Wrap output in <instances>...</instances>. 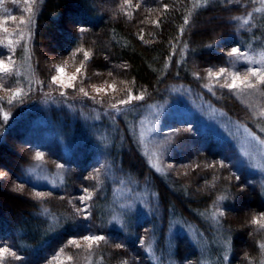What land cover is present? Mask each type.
Segmentation results:
<instances>
[{
    "label": "trees",
    "instance_id": "16d2710c",
    "mask_svg": "<svg viewBox=\"0 0 264 264\" xmlns=\"http://www.w3.org/2000/svg\"><path fill=\"white\" fill-rule=\"evenodd\" d=\"M109 1L40 0L29 46L35 71L41 66L39 48L44 40L61 35L64 44L60 53L80 63L83 52L77 49L88 51L86 68L116 74L124 86L133 85L145 92L142 100L126 105L130 117L145 106L172 98L170 88H182L212 107L220 119L248 129L264 142V122L251 117L226 91L205 87L204 68L220 63L222 50L235 45L231 18L241 12L240 4L225 0H141L126 10L120 3L123 0ZM164 5H168L167 10ZM186 18L189 23L184 25ZM81 28L86 31L80 33ZM258 35H264V23L255 30L254 37ZM18 61L26 65L23 57L18 56ZM36 76L45 83L40 74ZM38 89L43 90L41 86ZM52 100L38 106L32 103L30 108L26 101L24 110L0 101V110L10 121L0 126V151L6 152L3 147L12 138L31 131L28 127L32 121V145L43 151V161L49 167L55 160L65 161L80 169L78 176L68 173L66 184L59 188L31 187L22 178L27 160L10 153L15 163L8 175L22 188L10 189L11 193L0 188V198L6 203L0 206V248H9L21 259L4 255L2 264H264V228L250 223L253 217L264 215V189L248 174L236 170L224 145L218 144L212 133L203 140L190 128L178 134L179 143L191 145V164L186 166L197 173L194 181L191 174L176 176L171 171L156 170L137 147L123 117L112 121L114 132L107 143L96 138L90 140L92 143L84 140L82 130L84 126L98 130L102 121L89 125L87 115L78 114L69 123L65 108L68 105L85 114L95 113L82 103L85 97L60 100L57 103L62 107L57 110L47 104ZM34 119L49 122L54 135L41 136L46 128H36ZM94 145L95 153L100 149L105 156L97 159L103 171L90 188V218L85 221L77 213L72 196L78 194L77 186H87L82 177L91 173ZM4 179L8 178L0 177V184ZM120 189L125 192H118ZM37 192L46 195L38 198ZM119 193L128 204L116 203ZM220 196L225 199L219 200ZM242 203L247 209L239 207ZM217 206L225 215L215 221L210 214ZM184 229L194 236L189 237ZM89 235L105 239L89 248L83 239ZM118 243L124 247L117 248ZM60 257L62 261H57Z\"/></svg>",
    "mask_w": 264,
    "mask_h": 264
},
{
    "label": "rangeland",
    "instance_id": "374dc122",
    "mask_svg": "<svg viewBox=\"0 0 264 264\" xmlns=\"http://www.w3.org/2000/svg\"><path fill=\"white\" fill-rule=\"evenodd\" d=\"M107 1L108 4L110 1ZM228 2V0H225ZM40 0H35V3H25V0H0V20H4L6 17L15 16L16 21L8 20L3 27L8 28V33H5L0 28V59L9 67V73H0V101L5 102L8 106H15V109L24 110V104L27 101L30 108L32 103L36 106L43 104L48 100L52 105L50 107L55 110L60 109L62 106L58 104L60 100L68 101L73 96H84L80 93L79 89L83 87L87 92L88 96L85 97V101L82 102L95 111L92 114H85L79 112V109H74V106L65 105L66 111L69 112L70 119L69 123L78 115H87L90 119L89 125L93 123H99L100 129L94 130L91 126H84L81 136L84 140H91L95 138L101 142L107 143L112 137V124L119 116L127 120L129 124V130L132 133L133 139L137 147L145 155L149 163L160 172L171 171L176 176L190 175L192 180H196L197 173L193 172L194 168L187 167L186 164H191L188 161L192 153L188 152L191 145L184 142L179 143L178 134L185 128L194 130L196 134H199L203 139L209 134H213L218 144H223L226 150V155L229 156L233 161V164L237 171L248 174L252 181H258L261 187L264 189V142L256 139L248 129L243 128L235 123L230 124L225 119H220V116H216L215 111L207 103L194 99L193 93H189L186 89L182 88H170L168 92L172 93V98L157 102L148 106H145L141 111H136L133 117H130L125 111L126 105L119 106V111L111 108V104L117 103L120 99H126L128 91L131 90L133 95L145 96V92L138 91L134 86H124L121 77L111 74H104L101 72L92 71L86 67L81 68V61L72 59L71 56H66L59 52L61 46L64 44L63 37L48 36L40 47L41 52V66L38 69L34 68L33 63L31 64L30 58V41L31 31L34 24V17L36 10L38 9ZM138 2L141 0H128V3L123 0V6L129 9H133ZM237 2L241 6V12L236 16H241L244 19H248V14L251 13L250 22L243 28L239 27V23L231 18L233 24V33L235 34V45L228 46L224 52L222 61L216 65L204 68V78H206L207 85L212 89H218L220 91H226L231 94L235 100H237L243 107L247 109L251 117L264 122V85H259L257 89L248 90L245 92H239L237 90H229L226 87H222L225 83L231 82V77L226 74L222 75L219 79L216 77L208 76V69L212 71H218L219 68L224 67L227 72L239 71L242 75L246 72L248 67H264V35H258L254 37L255 30L262 28L264 23V17L260 15L264 14V0H232ZM119 6V5H118ZM28 7L32 8V12H27L25 9ZM23 18L26 23L23 25L19 24V20ZM30 20V23L27 21ZM209 20V19H208ZM207 20V21H208ZM218 20V19H217ZM262 22V24H261ZM210 22L208 23V25ZM212 23L210 24V26ZM60 33V32H58ZM16 41L12 47L8 46V41ZM232 47H239L242 52L251 60L241 59L236 61L234 57H228L227 53ZM222 48V46L220 47ZM20 51L17 55L16 51ZM18 56H21L26 61V65L23 66L18 61ZM9 57L11 59H9ZM20 59V57H19ZM22 60V59H20ZM30 61V64L29 62ZM22 62V61H21ZM235 65V66H234ZM62 67L63 71L57 73L56 67ZM77 68H81L80 73H77ZM36 74H40V77L45 83L38 79ZM77 76V79L73 81L72 88H65L60 84L53 83L52 77L59 76L63 80H68L73 75ZM114 76V78H113ZM116 78V79H115ZM118 78V79H117ZM253 82H255L253 80ZM111 85V87H109ZM37 86L43 88L39 92ZM102 88L103 91L97 93L94 87ZM19 89L21 94L13 99V93ZM65 95L61 96V92ZM194 96V95H193ZM197 98V97H196ZM83 99V98H82ZM9 100L12 102L9 103ZM136 101V100H134ZM39 102V104H38ZM133 102V101H132ZM3 104V103H2ZM47 105V106H48ZM100 115V116H99ZM105 116V117H104ZM4 119V113L0 110V126L7 125L10 121ZM33 123L36 124V128H40L41 125L46 129L43 131L41 136H53L54 131L52 125L49 122H44L41 119H34ZM106 123V124H105ZM109 124V129L105 128ZM179 129V132L175 130ZM31 130L17 138H12L10 142L6 143L5 151H0V172L4 173L8 179H4V184H0L1 189L7 190L11 193V190H18L21 184L14 182L8 175L7 171H10L11 166L15 163L12 160L10 153L18 155L19 159L24 158L26 161L23 168V179L31 187L37 188H59L64 183L66 184L67 175L70 172H75L80 175L79 170L74 168L72 164L66 163L65 161L55 160L52 167H49L45 161H43V151L32 145V121L28 127ZM85 136V137H84ZM81 137V138H82ZM92 142V141H90ZM28 143V144H27ZM51 143V141H50ZM94 143V142H92ZM91 144L90 148L91 149ZM94 152L91 155V162L93 165L90 167L91 173L89 176H83V182L87 183L86 187L77 186L79 189L78 194L72 196L73 204L78 208H86L88 211V202L90 199L81 201L80 197L84 196V188H87L89 193L92 195L90 188L94 187L93 184L98 181L102 174L103 168L97 159L105 156L99 149L96 153V147L94 145ZM39 151L43 154L42 158L37 159L35 153ZM89 154V153H88ZM88 157V156H87ZM193 161V160H192ZM204 163V162H203ZM57 165H63L62 168ZM214 169V168H213ZM199 177L203 174L198 175ZM194 180V181H195ZM76 185V184H75ZM22 188V186H21ZM24 188V187H23ZM0 189V190H1ZM11 189V190H10ZM30 191L28 188H24ZM197 190V189H195ZM118 192H125L120 189ZM116 203L128 204L127 198L119 193L117 196ZM143 201V199L140 197ZM132 198L129 199L131 201ZM6 203L0 198V206H4ZM241 209H244L245 203L239 205ZM247 209V208H245ZM218 209H216L217 212ZM246 211V210H245ZM81 218L85 221L86 212L79 213ZM210 216L212 220L215 219L213 214ZM264 216L259 215L258 219ZM189 233V237L194 236V232L185 230ZM198 238V236H196ZM3 248V247H1ZM4 255L10 257V253ZM57 261H62V257L58 258ZM131 264V263H128ZM204 264H209L205 262Z\"/></svg>",
    "mask_w": 264,
    "mask_h": 264
},
{
    "label": "snow or ice",
    "instance_id": "6c2138e0",
    "mask_svg": "<svg viewBox=\"0 0 264 264\" xmlns=\"http://www.w3.org/2000/svg\"><path fill=\"white\" fill-rule=\"evenodd\" d=\"M125 2L128 3V0H125ZM228 2L232 3V0H228ZM25 3L32 4V3H35V0H25ZM167 8H168V5H164V9L167 10ZM25 11L32 12V8L28 7L27 9H25ZM248 16H249L248 19H244L241 16H236V17H233L232 19L237 21V22H240L239 23V27L243 28L250 22L251 13H249ZM8 20L16 21V17L15 16H9V17H6L4 20H0V28H2V30L5 33H8V28L7 27H3V25L6 24ZM27 22L30 23V20L27 21ZM25 23H26V21L23 18H21L19 20V24L20 25H23ZM154 23L157 26H159V21H156ZM188 23H189V21L186 18L184 20V25H187ZM79 31H80V33H83V32L86 31V29L81 28V29H79ZM180 31H181V34H183V31H184L183 26L181 27ZM141 39H142V36H141ZM15 43H17V42L9 40L8 41V46L12 47ZM211 46L212 45H208V47H211ZM77 52H83L84 59L81 61V68H83V67H85L86 62L90 58V53L88 51H85V50L79 49V48L77 49ZM73 55H75V53ZM227 55H228V57H234L236 59V61H239L241 59H248V61L251 63V60L246 56V54L244 52H242L240 50L239 47H232L230 49V51L227 53ZM9 59H11V58L9 57ZM81 68H77V73H80ZM56 71H57V73H61L63 71V69H62V67L57 66L56 67ZM207 72H208V76L209 77H216L218 79L222 75L227 73V75L231 77V82L223 84L222 87H226L229 90H237L239 92H245V91H248V90L257 89L259 85H264V67H248L246 72L243 75L239 71L227 72V70L224 67L219 68L218 71H212L211 69H208ZM0 73H5V74L9 73V67L4 62V60H2V59H0ZM109 75H111V73H109ZM76 79H77V76L75 74L73 76L69 77L68 80H63L58 75L52 77L53 83L60 84V85H62L65 88H72L74 86L72 82L75 81ZM253 80L255 82H253ZM93 87H94V90L97 93L103 91L102 88H97L95 86H93ZM109 87H111V85H109ZM205 87H208V85H205ZM79 91L85 97H87L89 95L88 92L83 87H81L79 89ZM20 94H21V91L19 89H17L16 92L13 93V99L18 97ZM60 94H61V96L65 95V93L63 91ZM261 94L264 95V93H261ZM142 99H143L142 95H133L132 91L129 90L128 94H127V98L126 99H120L117 103L111 104V108L118 112L119 111V106L130 104L134 100L139 101V100H142ZM11 102L12 101L9 100V103H11ZM7 116H8V114L5 113L4 114V119L5 120L7 119ZM175 131L179 132L180 130L176 129ZM35 156H36L37 159H40V158H42L43 154L41 152L37 151L35 153ZM57 167L62 168L63 165H57ZM3 175H4V173L0 172V177H2ZM236 179L239 180V177L237 176ZM83 191H84L85 195L80 197L81 201H85V200L90 199L91 198V193H89L88 189L84 188ZM241 191H243V187L241 188ZM35 195L38 198H42L46 194L42 193V192H37V193H35ZM218 199L219 200H224L225 197L224 196H220V197H218ZM217 207H218V211L213 213V218L214 219H215V217L217 215H219L220 217H223L225 215V212L224 211H220L219 210V206H217ZM76 211H77V213H80L82 211L86 212L85 219L90 218V212H87L86 208H78ZM250 223L251 224H255V225H259L261 228H264V216H262L259 219L256 218V217H253V219L250 221ZM83 239L86 242H88V247L91 248L92 244L98 243L99 241L104 240L105 237L104 236H97V235H89V236H84ZM143 242L144 241L141 240V243H143ZM116 247L117 248H122V247H124V245L122 243H118V244H116ZM262 247H264V245H262ZM5 253H10V255L13 256L16 260H20L21 259V257L16 255L15 252H11L9 248L4 247V248H0V264H2V257L4 256Z\"/></svg>",
    "mask_w": 264,
    "mask_h": 264
}]
</instances>
